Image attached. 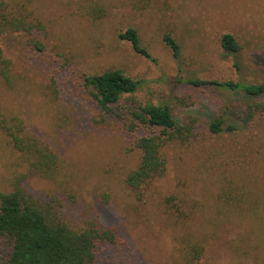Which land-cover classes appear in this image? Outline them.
Segmentation results:
<instances>
[{"label": "rangeland", "instance_id": "obj_1", "mask_svg": "<svg viewBox=\"0 0 264 264\" xmlns=\"http://www.w3.org/2000/svg\"><path fill=\"white\" fill-rule=\"evenodd\" d=\"M0 1L42 25L35 37L43 51L23 33L2 43L13 86L0 78V120L20 119L58 159L53 178L34 175L23 185L74 230L94 221L117 230L119 243L102 249L97 264H185L194 244L203 248L200 264H264V113L246 111L264 95L187 83L264 82V0ZM128 28L150 59L119 38ZM225 33L240 47L235 57L223 54ZM165 34L179 46L177 59ZM110 69L143 83L105 112L82 78ZM147 103L166 105L180 123L197 121L187 142L166 146L164 175L133 192L125 178L140 152L127 111ZM218 117L239 130L211 133L207 124ZM27 169L0 130V192Z\"/></svg>", "mask_w": 264, "mask_h": 264}, {"label": "trees", "instance_id": "obj_2", "mask_svg": "<svg viewBox=\"0 0 264 264\" xmlns=\"http://www.w3.org/2000/svg\"><path fill=\"white\" fill-rule=\"evenodd\" d=\"M41 28L39 21L12 11L8 4L0 1V78L7 87L13 86V77L11 61L4 55L3 40L11 34L23 33L29 37L30 48L43 51L42 42L35 37ZM119 38L130 42L136 53L150 59L136 29L128 28L119 34ZM163 41L177 59L179 46L176 41L169 34L164 35ZM220 43L224 56L235 57L240 50L230 33L223 34ZM82 79L85 91L105 112H111L123 96L135 94L143 83L119 69L85 75ZM187 83L194 87L207 86L242 93L250 98L264 95V82L250 84L192 78ZM246 111L253 118L264 113V103L250 102ZM127 113L130 115L127 127L134 148L140 152V160L138 166L126 175L125 183L130 190L138 192L164 175L167 170L166 146L174 141L187 142L194 134L197 120L192 118L180 123L173 118L166 105L152 103L138 104ZM207 126L213 134L239 130L237 125L226 124L223 117L212 119ZM0 130L28 165L26 172L13 181L9 192H0V264H97L102 249L119 243L117 230L98 221L90 222L81 230H74L63 223L49 206L40 205L27 193L23 182L34 175L53 178L57 168L56 154L47 145L27 136L25 126L18 118H2ZM174 201L175 196H169L166 204L172 208ZM202 255L201 246L191 245L185 264H200Z\"/></svg>", "mask_w": 264, "mask_h": 264}]
</instances>
